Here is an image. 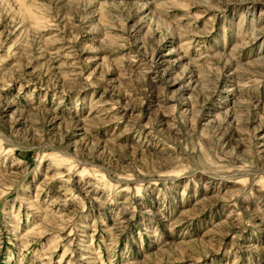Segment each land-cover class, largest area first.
<instances>
[{
    "label": "rangeland",
    "instance_id": "1",
    "mask_svg": "<svg viewBox=\"0 0 264 264\" xmlns=\"http://www.w3.org/2000/svg\"><path fill=\"white\" fill-rule=\"evenodd\" d=\"M0 264H264V0H0Z\"/></svg>",
    "mask_w": 264,
    "mask_h": 264
}]
</instances>
